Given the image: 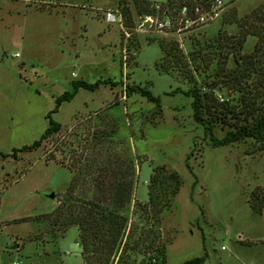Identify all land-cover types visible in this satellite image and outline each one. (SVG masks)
<instances>
[{
    "label": "rangeland",
    "instance_id": "374dc122",
    "mask_svg": "<svg viewBox=\"0 0 264 264\" xmlns=\"http://www.w3.org/2000/svg\"><path fill=\"white\" fill-rule=\"evenodd\" d=\"M124 1L129 27L118 0H0L1 153L39 137L53 98L71 90L70 81L116 82L78 88L51 114L60 123L56 133L15 159L0 157V264H83L77 226L62 233L50 213L72 170L80 175L67 204L78 211L82 200L97 196L98 168L116 170L128 159L134 180L111 264H138L160 245L166 264L203 252L201 264H264V140L212 147L191 117L190 97L169 93L195 87L210 100L204 116L216 137L243 119L236 113L240 101L255 88L264 91V62L241 82L231 81L227 43L243 35L240 51L249 54L257 40L264 42V14L262 28L249 18L264 0H211L195 17L169 9L141 14L132 0ZM149 1L157 9L163 0ZM115 9L120 22L106 21L104 12ZM166 19L169 24L159 26ZM133 84L159 97V112L137 92L125 91ZM220 107L233 113L222 117ZM155 165L181 179L158 223L146 205ZM107 168L106 174L114 172ZM250 193L262 197L259 213L250 208Z\"/></svg>",
    "mask_w": 264,
    "mask_h": 264
},
{
    "label": "trees",
    "instance_id": "16d2710c",
    "mask_svg": "<svg viewBox=\"0 0 264 264\" xmlns=\"http://www.w3.org/2000/svg\"><path fill=\"white\" fill-rule=\"evenodd\" d=\"M132 1L136 10L141 14H154L155 11L161 13L163 11L166 12V10L169 9L171 14H176V16H178L181 8L184 7V14H180L181 16L195 17L199 15L200 10L208 8L211 0H163L158 3L157 9L154 7L155 3L149 0ZM118 4L121 5V10L126 18L123 25L126 27L131 26L129 10L125 5V1L118 0ZM263 14L264 4L258 11L250 14V19L253 18L259 21L257 26L253 24L254 27L262 28ZM251 31V33L256 34L254 29ZM243 38V35L233 38L231 37L227 43L231 49L230 54L234 62V67L228 71L227 77L233 82H241L244 79V75H248L252 71H255L256 67L261 66L260 64L264 62V42H259V40H257L253 51L249 54H244L240 51ZM159 48L163 51L168 50L164 49L161 43H159ZM168 54L169 53L167 52L166 55ZM165 69L166 68L161 70L165 72ZM99 84L115 86L116 82L111 81L108 78L97 79L93 82H87L82 79L70 81L71 90H64L53 98V107L45 114L47 125L40 133L39 137L29 144H23L19 147L12 148L9 154L0 152V157L4 158L9 155L15 159L18 152L29 151L40 146L44 139L56 133L60 128V123L51 117V114L57 111L59 105L64 101L72 99L78 88L94 90ZM125 91L137 92L147 101L154 103L156 110L158 112L160 111L159 97L153 95L147 88L133 84L130 86L126 85ZM261 91L262 90L255 88L254 91H251L250 98L248 97L247 99H242L240 101L241 106L236 113L241 114L243 119L232 125L231 128L226 130L221 137L213 135L211 123L208 121L207 116H204L205 112L209 111L208 103L211 101H207L206 97L200 94L195 87H188L184 90L175 88L169 93L180 92L183 95L190 97L189 104L191 108V117L196 123L202 126L204 133L209 137L210 145L214 147L218 145H226L244 138H252L256 141L264 140V91L262 93ZM260 107H262L261 110ZM221 108L222 107L219 108V115H222V117H225L226 114L230 115L233 113L225 107V112L222 113ZM186 159L185 165L188 167ZM106 168L107 167L105 166L98 168V174H101V178L94 182V185L97 186V196H94L95 199L82 200L83 210L76 211L73 208L76 212L70 210L71 205L69 206V204H67V200L71 197L74 188L77 186L80 175L78 172L72 170L71 179L61 195L59 204H57L53 212L50 213L52 216V223L58 225L57 228L62 233L71 224L77 226V238L80 245V255L83 264H111V259L114 256L123 235L125 217L122 212L130 199L134 180L132 162L128 159L121 168H118L117 166L116 170H111L108 167L110 171L114 172L112 174L108 173L110 178H107L106 181H104V179H102L103 175H108L106 174L108 172ZM180 184V176L175 170H166L162 165H155L152 168L147 182L146 205L152 210L155 223H158L161 211L169 209L171 199L178 191ZM262 203V197L250 193L249 205L254 213L260 212ZM139 205L142 208L144 207L143 203ZM139 243L140 241L138 240L134 242L135 246ZM153 252L154 253L151 256L146 260L138 262V264H166L162 245L154 246ZM205 257L206 253L203 252L201 255L184 260L179 264H201Z\"/></svg>",
    "mask_w": 264,
    "mask_h": 264
},
{
    "label": "built area",
    "instance_id": "2783aa9c",
    "mask_svg": "<svg viewBox=\"0 0 264 264\" xmlns=\"http://www.w3.org/2000/svg\"><path fill=\"white\" fill-rule=\"evenodd\" d=\"M214 2L220 3V0H214ZM183 12H184V7L181 8V13H183ZM120 18H121L120 13L116 9L115 10H106L104 12V19L108 22L109 21H111V22L115 21V22L119 23ZM200 19H202V18L200 17ZM167 24H169L168 19L159 22V26L167 25ZM14 56H18V53L17 52L14 53Z\"/></svg>",
    "mask_w": 264,
    "mask_h": 264
},
{
    "label": "water",
    "instance_id": "95a60500",
    "mask_svg": "<svg viewBox=\"0 0 264 264\" xmlns=\"http://www.w3.org/2000/svg\"><path fill=\"white\" fill-rule=\"evenodd\" d=\"M48 197L52 198V197H53V194H52V193H50V194L48 195Z\"/></svg>",
    "mask_w": 264,
    "mask_h": 264
}]
</instances>
